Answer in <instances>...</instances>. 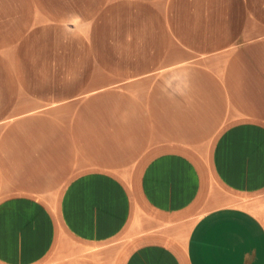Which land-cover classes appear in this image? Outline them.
Returning <instances> with one entry per match:
<instances>
[{"label":"crops","instance_id":"crops-1","mask_svg":"<svg viewBox=\"0 0 264 264\" xmlns=\"http://www.w3.org/2000/svg\"><path fill=\"white\" fill-rule=\"evenodd\" d=\"M0 264H264V0H0Z\"/></svg>","mask_w":264,"mask_h":264}]
</instances>
